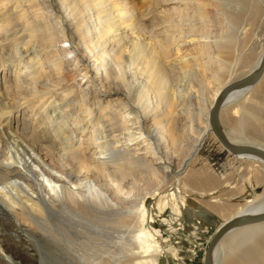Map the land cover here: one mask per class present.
Returning <instances> with one entry per match:
<instances>
[{
	"label": "bare ground",
	"instance_id": "obj_1",
	"mask_svg": "<svg viewBox=\"0 0 264 264\" xmlns=\"http://www.w3.org/2000/svg\"><path fill=\"white\" fill-rule=\"evenodd\" d=\"M162 1L174 3L171 15L155 21L145 1L54 0L48 22L40 0H0V69L6 74L3 83L0 79V225L15 228L33 249L29 255L40 261L77 264L61 255L78 250L90 260L88 250H101L114 233L112 264H161L163 254L178 257L182 249L166 247L159 237L148 197L159 211L171 206L178 213L188 200L204 199L212 210L229 212L222 223L264 213V191L259 195L243 175L239 178L249 196L233 206L229 199L234 192L226 190H237L241 183L219 182L194 169L208 137L227 149L212 129L211 108L234 81L226 75L233 58L248 53L255 43L260 45L257 59L237 79L259 69L264 0ZM214 13L227 27L220 36L208 35L207 17ZM54 33L75 50L72 64L82 87L73 83ZM198 40L209 42L207 49H185ZM203 51L219 62L211 80L202 77L198 58ZM196 85L210 87L209 92L201 88L206 105H195L191 94ZM252 91L264 100V72L255 85L225 95L220 127L232 144L264 150L260 133L240 139L223 127L228 106ZM18 110H30V126L15 125ZM231 153L246 168L259 165L264 170L260 154ZM172 162L178 166L174 173ZM4 241L0 238L5 264L36 263L20 258V241L11 248L12 256L4 253L9 250ZM102 256L97 264L104 262ZM263 262L264 221L230 229L212 254L213 264Z\"/></svg>",
	"mask_w": 264,
	"mask_h": 264
},
{
	"label": "rangeland",
	"instance_id": "obj_2",
	"mask_svg": "<svg viewBox=\"0 0 264 264\" xmlns=\"http://www.w3.org/2000/svg\"><path fill=\"white\" fill-rule=\"evenodd\" d=\"M137 1L141 5L144 3L143 1L149 3L146 6L147 8L151 7L152 13L156 16V18L154 19L155 21L160 20V18H166V16H170L171 9L174 4L173 2L171 3L169 1L162 0ZM187 2L188 0H183V3ZM54 3V0H40L39 7L41 8L42 12L46 14V19L48 22H52V16L50 17V14L52 15L54 10L56 9V4ZM192 4L193 3H191L190 5ZM218 16L219 14L217 15V13H214L207 17L206 23H208V35L220 36L223 34L222 30H225L227 28L224 24H219L220 18ZM184 23L185 24L183 26L188 29L190 27L189 25H187L188 22L186 21ZM67 25L68 22H66V26ZM156 27H158V25H156ZM161 29L162 28H158V30ZM58 39H62L61 35L58 33H54L53 40L55 41V47L57 49V52H59L65 67L67 68V70H69V74L71 73V75H73V83L76 85V87H82L83 80H81V75L76 72L74 65L72 64L74 56L76 54L75 50L72 49L68 40L59 42ZM206 43L209 42H206V40L191 41L189 42L190 47L188 46L185 49L189 52H194V50H198L200 52V47L204 50V45ZM257 44L258 43H255V45L251 48L248 53H244L245 55L249 54L247 55L249 57L248 59L247 56L244 57V54L233 58L234 60L232 61L231 70L226 74L230 80H235L241 77L242 75H244V73H246L252 68L253 63L256 61L257 56L260 52V45ZM194 46L195 48L190 49ZM210 53L211 52L203 51L202 54H200L198 60L202 63V77L205 79L210 78L211 80L213 76V70L218 68L219 62L213 60L211 61ZM173 57L174 56L169 55V59H175V57ZM207 60H209V62H207ZM11 72L13 73V71ZM4 74L5 72L0 69V79L2 83L4 82ZM102 78L103 76H101V80ZM104 82L106 81L104 80ZM213 85L214 84L212 83L210 87H213ZM210 87L201 88L209 92ZM102 88L104 89V87H101V89ZM201 88H199V86L197 85L193 88L192 93L194 94L191 95L195 96L193 97L195 105H197V103H200L202 105L205 103L206 105L204 98H207V94L204 96V92L201 93ZM112 94L113 96H118V93ZM256 95L258 94L252 91L248 95L249 98L247 96L245 100L240 101L238 103L236 102L238 105L234 103L233 105L228 106L229 109H233L226 110L224 115L225 117L227 116V120L224 121L223 127L232 136L238 137L240 139L246 138L249 134L252 133H260L261 136H264V100L259 95L258 97ZM192 103L194 102L192 101ZM245 108L248 109V112L244 111ZM242 112H244V115L241 114ZM29 114L30 110L15 111V125H17V127L30 126V121H28ZM241 115L243 117V123H241V120H239L241 118ZM262 139L264 140V137ZM166 164L167 163H165V165ZM197 164L200 165L198 166ZM171 165L174 166H171L172 172L174 173V171L178 169V166H176L173 162L171 163ZM245 166L246 163L243 162V160L237 158L234 154L225 149L218 141H216L214 136H211L207 138L202 150L200 151L194 169L196 168V171L205 173L210 178H213L219 182H222L223 180H231L232 185L241 183V186H239V189L237 188V190H234V187H231L226 190L227 192H234V198H230L229 202H232L231 204L234 203L233 206H236L237 203L245 199V197L249 196V194L245 190V182L239 178L240 175H243V177H245L247 181L251 183V185L259 195L264 191V184L260 183L261 180H263L264 182V170L261 169L259 165H250L248 168H246ZM143 184L145 185L146 183L144 182ZM147 200V203L150 204V206H153H151L150 209L153 210L155 215L154 226H156V228L160 230L159 237L162 239L164 245L166 247H178L182 249V251H180V254H178V257H174L169 254H163L159 256L160 263L203 264L204 253L210 241V238L213 232L216 230L217 226L223 220V218L224 220L226 219L229 212L221 213L212 210L204 204V199L202 201L194 198L188 200L186 207H183L180 213L176 212L171 206L166 207L163 211H159L156 206L153 205L154 201L151 200V198L148 197ZM122 228L121 229L123 233L126 234L128 229L126 227ZM13 233L15 235H13ZM116 235L117 233H114L113 238L112 236L108 235L106 238V245L101 250L98 248L93 251L88 250L89 253H93L90 260L87 257L85 258L82 256V254L84 253V251L82 250H78V252L73 251L71 253H68L67 255L62 254L61 256L64 257L66 260L71 259L73 262H77V264H90L92 260H94V262L96 263V261L99 260L97 258H99L100 255H104L102 256L104 257V262L101 264H112L114 261L113 255L115 254L114 242L117 240ZM0 238L5 240L3 245H9V250L6 247V252L4 253L11 255L13 253L11 248L15 247L14 244L17 241H20L17 244L19 245V248L24 252L21 254L20 258L26 261L30 258H33L34 260L36 259V263L34 264H51L46 259L40 261V257L38 258L36 256L29 255L34 252L33 249H30L31 246L25 244L22 237L18 236L15 228H12L11 226H8V228L7 226H5L4 228H2L0 225ZM190 247L196 248V252L191 251ZM2 253L3 251L0 250V254ZM73 255L75 256L74 260L71 257ZM0 264H5L1 257Z\"/></svg>",
	"mask_w": 264,
	"mask_h": 264
},
{
	"label": "water",
	"instance_id": "obj_3",
	"mask_svg": "<svg viewBox=\"0 0 264 264\" xmlns=\"http://www.w3.org/2000/svg\"><path fill=\"white\" fill-rule=\"evenodd\" d=\"M264 72V56L262 59V62L259 66V69L257 72L249 74L243 78L237 79L229 83L227 86H225L220 94L217 96L213 107L211 108V114H210V120H211V126L218 137V139L221 141V143L229 150L230 152L233 153H239V152H244V151H249V152H254L257 154H260L261 156L264 157V150L255 147V146H242V145H234L227 138L224 136L221 127H220V116H219V111H220V104L223 101L225 95L229 93L232 90L235 89H240L243 87H248L255 85L259 79L261 78V75ZM264 221V213L261 214H256L252 216H236L234 218L229 219L228 221L222 223L214 232L213 236L211 237L207 248L204 253V264H213L212 263V254L213 251L219 242V240L223 237V235L229 231L230 229L245 225V224H254L257 222Z\"/></svg>",
	"mask_w": 264,
	"mask_h": 264
},
{
	"label": "crops",
	"instance_id": "obj_4",
	"mask_svg": "<svg viewBox=\"0 0 264 264\" xmlns=\"http://www.w3.org/2000/svg\"><path fill=\"white\" fill-rule=\"evenodd\" d=\"M260 183H263V184H264L263 180H261ZM223 221H224V218H223V220L221 221V223H222ZM221 223H220V224H221ZM220 224H219V225H220ZM219 225H218V226H219ZM218 226H217V227H218ZM213 233H214V232H213Z\"/></svg>",
	"mask_w": 264,
	"mask_h": 264
}]
</instances>
